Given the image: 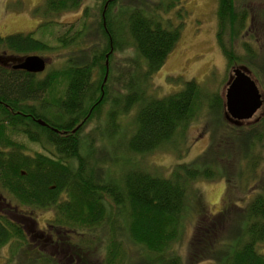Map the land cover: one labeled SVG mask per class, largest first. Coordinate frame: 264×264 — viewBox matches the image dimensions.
<instances>
[{"label": "trees", "instance_id": "trees-1", "mask_svg": "<svg viewBox=\"0 0 264 264\" xmlns=\"http://www.w3.org/2000/svg\"><path fill=\"white\" fill-rule=\"evenodd\" d=\"M95 2V12L86 7L77 22L63 28L67 24L57 16L77 10L83 0H43L34 8L41 17L34 31L0 36L5 53L70 49L64 65L40 74L0 64V188L21 204L53 211L46 253L35 241L42 233L33 218L25 216V223L0 214V249L10 244L2 264H183L170 246L179 234L190 184L224 175L230 179L227 169L233 166L238 178L244 175L246 156L252 171L262 159L251 156L258 157L257 149L264 146V112L255 121L224 120V143L214 141L197 159L174 165L168 175L129 162L130 155L143 156L175 143L202 100L221 119L224 97L218 92L204 96L193 79L163 97L149 92L153 73L180 35V25L171 26L162 14L182 0ZM216 15V41L229 70L240 65L264 92V40L252 32L257 18L264 24V11L256 17L244 3L217 0ZM55 27L63 29L56 36ZM247 31L253 33L250 41L244 40ZM48 32L57 46L43 39ZM236 42L242 53L236 52ZM128 48L134 52L124 59L126 69L115 70L114 53ZM106 105L105 123L86 132ZM132 109L134 123L128 131L120 117ZM17 134L42 150L26 152L13 137ZM261 189L243 207L229 209L234 210L231 214L201 216L189 246L193 262L264 264L257 250L264 243ZM132 245L140 250L132 253ZM65 246L66 257L50 251ZM20 250L23 261L16 256Z\"/></svg>", "mask_w": 264, "mask_h": 264}, {"label": "rangeland", "instance_id": "rangeland-1", "mask_svg": "<svg viewBox=\"0 0 264 264\" xmlns=\"http://www.w3.org/2000/svg\"><path fill=\"white\" fill-rule=\"evenodd\" d=\"M42 1L0 0V36L34 31L41 22V17L34 12V8ZM235 2L239 5L244 3L256 17H258L259 12L264 11V0H235ZM96 4L95 0H83L82 5L77 10L62 12L57 16L56 20L67 24V26H63V28H67L69 24L77 22L86 7H90V10L95 12ZM216 11L217 0H182L181 4L162 14L163 18L171 26L180 25V35L173 49L167 55L164 64L152 75L150 80L151 90H149L151 94L156 97L172 94L182 89L186 81L193 79L201 88L203 95L218 92L224 97L227 84L232 77V69L240 65L237 64L229 70L226 60L217 45ZM60 30L63 29L55 27L52 33L56 36ZM252 32L258 40H264V24L259 22V18H257V21L255 20L252 26ZM252 32H246L245 41L251 40L250 34H253ZM50 33L48 32L43 39L51 46H57L55 37ZM235 49L236 52L242 53L243 51L239 42H236ZM69 52L70 49L56 48L45 53H31L28 55L36 54L45 59L46 68L41 72L44 73L50 68H59L64 65ZM133 52V48L115 52L112 63L114 69L117 71L119 67L126 69L128 62H125L124 59L133 55ZM15 55L16 57L24 56L8 52L7 55L5 54L7 62L15 64L16 61L11 60L15 58L12 57ZM115 85L118 86L119 84L116 83ZM62 89L63 87L58 88L56 92L62 93ZM259 90L264 100V92L261 87H259ZM202 101H204L203 104L188 122L184 132L181 136L175 138V143H167L165 146L143 156L130 155L128 156V161L133 164H140L149 171L168 175L174 165L188 163L197 159L213 145L214 141L224 143L227 138L225 121H228L225 117V105L224 112H221V119H219V114L216 113V110L211 109L206 104V100ZM107 109L108 105L105 106L99 120L96 119L88 124L85 128L86 132L91 130L98 122L100 124L105 123ZM263 112L264 102L262 108L255 113L251 121L258 120ZM134 115L135 112L132 109L128 114L120 117V123L128 131L133 128ZM13 137L25 145L26 152L32 153L42 150L38 144L30 142L22 135L17 134ZM115 140L116 137L113 138V141ZM240 141L241 137L238 138V142ZM262 143H264V140ZM97 147L100 148V144ZM257 152L259 154L257 155L258 157L254 154L251 157L255 160L257 158L262 159L257 169L253 171L250 166L252 160L246 156L242 166L244 175L238 178L235 177L238 171L233 166L230 170L229 168L227 169L230 179H228L227 175H224L216 179H197L190 184V188L187 191V207L180 223L179 234L170 246V249L180 256L183 264H216V261L212 259L199 262H193L190 259L189 246L195 233V227L201 216L220 215L221 212L225 211L231 214L234 210L228 212L229 209H233L235 206L243 207L257 192H261V187L264 186V146H261V150L258 148ZM0 214L13 217L25 223L29 221L25 216L33 218L35 229L42 233L40 236L35 237V241L41 246L43 252L46 253L48 251L47 243L51 241L49 233H52L50 232L51 230L49 231L48 225L53 216L52 209L21 204L11 194L0 188ZM67 248L65 246V248H61V251L59 250L60 247H54L50 251L55 256L66 257L69 255ZM9 249L10 244H5L1 247L0 264L7 260ZM139 250L134 245L130 248L132 253ZM257 250L264 255V243H259ZM25 251L29 253L31 249H25ZM21 252L22 250L16 255L18 261L24 260L23 255L25 254ZM63 261L68 262L69 259H63Z\"/></svg>", "mask_w": 264, "mask_h": 264}, {"label": "water", "instance_id": "water-1", "mask_svg": "<svg viewBox=\"0 0 264 264\" xmlns=\"http://www.w3.org/2000/svg\"><path fill=\"white\" fill-rule=\"evenodd\" d=\"M11 60L16 61L12 65L14 69L31 74H40L46 68L45 59L36 54L15 57ZM0 63H3L1 57ZM107 71L106 68L104 80H106ZM263 102L257 82L252 75L241 66L234 67L224 95L226 119L234 123L249 120L262 108ZM39 123L45 124L43 121Z\"/></svg>", "mask_w": 264, "mask_h": 264}, {"label": "flooded vegetation", "instance_id": "flooded-vegetation-1", "mask_svg": "<svg viewBox=\"0 0 264 264\" xmlns=\"http://www.w3.org/2000/svg\"><path fill=\"white\" fill-rule=\"evenodd\" d=\"M1 52V55H0V57H1V60H2V65H4V66H6V67H11V65H13L12 63L10 64L9 62H7V59L5 58V54L7 55V53H5V52H2V51H0ZM12 57H16V55L15 56H12ZM18 57V56H17ZM1 64V63H0Z\"/></svg>", "mask_w": 264, "mask_h": 264}]
</instances>
